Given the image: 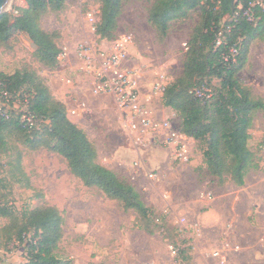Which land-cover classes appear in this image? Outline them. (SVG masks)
I'll return each instance as SVG.
<instances>
[{"label": "rangeland", "instance_id": "rangeland-1", "mask_svg": "<svg viewBox=\"0 0 264 264\" xmlns=\"http://www.w3.org/2000/svg\"><path fill=\"white\" fill-rule=\"evenodd\" d=\"M153 2L155 0H123L118 28L105 40L112 43L132 36L126 66L143 73L140 82L149 84L148 80L152 79L150 84L154 85L157 76L164 75L168 85L183 73L186 43L200 23L201 11L196 8L186 18L172 22L167 35L163 36L149 23ZM23 4L27 5L25 0H11L6 13ZM100 9L97 0H66L59 10L48 7L39 23L45 31L59 34V39L60 33L66 32L78 38L79 44L90 45L85 40L95 34V30L89 24L85 26V20L92 13L96 28ZM29 41L27 36L18 33L0 42V73L13 75L28 70L46 83L44 74L50 68L38 60L36 48L29 45ZM147 68L158 72L151 76L144 72ZM237 77L252 90L254 97L264 101V39L251 44L248 61ZM219 87V80L214 79L209 87L197 92L211 95ZM160 105L162 101L156 98L154 114L158 118L163 115L179 128V114L167 107L163 113ZM107 119L110 122L111 115ZM107 130L104 136L94 133L92 137L100 155L98 162L131 184L147 207L167 214L166 230H182V238L195 248L191 256L193 264H219L215 258H205L207 250L223 252L226 264H264V110L254 114L250 129L249 146L258 168L249 170L246 176L248 192L236 187L229 177L223 181L211 175L203 162L206 144L190 139L187 143L190 159L180 165L174 157L158 154L157 144L142 147L145 149L142 155L135 153L139 147L120 125ZM0 137V204L17 212L47 205L57 207L64 218L57 256L66 264L76 261L79 264H129L123 257L118 258L115 244L120 239L119 230H141L164 241L160 230L140 218L137 212H126L118 201L108 199L98 188L86 187L70 172L67 161L60 155L44 148L33 150L26 137L15 129L2 132ZM132 168L137 177L129 175ZM146 172L157 175V180L144 178ZM237 194L241 197L239 202H230L228 196ZM7 224L8 220L0 217V229ZM1 236L0 264L24 261V247Z\"/></svg>", "mask_w": 264, "mask_h": 264}, {"label": "trees", "instance_id": "trees-1", "mask_svg": "<svg viewBox=\"0 0 264 264\" xmlns=\"http://www.w3.org/2000/svg\"><path fill=\"white\" fill-rule=\"evenodd\" d=\"M25 1L27 7H16L0 16V42L24 34L35 46L38 60L55 69L62 53L57 45L59 34L45 31L39 22L48 7L59 10L66 0ZM97 1L101 9L95 34L107 39L118 28L123 0ZM196 8L201 18L186 43L183 73L166 86L162 105L179 114L182 134L206 144L203 162L211 175L223 181L229 177L243 187L249 170L258 168L249 146L250 129L254 114L264 110V101L254 97L237 75L248 61L251 44L264 39V0H155L149 9V23L166 36L172 22L186 18ZM248 9L252 20L244 16ZM220 33L222 41L218 44ZM231 49L237 50L236 57L226 60ZM214 79L220 82L216 93L209 97L196 94ZM0 80L13 97L27 98L28 110L37 119L33 131L23 129L16 117L1 121L0 134L15 129L33 150L44 148L63 157L70 172L86 187L98 188L126 212H137L160 230L165 243L180 245L177 264H193L190 248L183 246L186 241L180 240L176 230H166V216L147 207L131 184L98 162L97 150L87 134L68 118L65 105L53 97L38 75L22 70L13 75L0 73ZM0 217L8 220L0 229V238L3 235L9 242H18L26 251L20 264H66L57 256L64 224L57 207L47 205L17 212L0 204Z\"/></svg>", "mask_w": 264, "mask_h": 264}, {"label": "built area", "instance_id": "built-area-1", "mask_svg": "<svg viewBox=\"0 0 264 264\" xmlns=\"http://www.w3.org/2000/svg\"><path fill=\"white\" fill-rule=\"evenodd\" d=\"M17 14L18 12L15 11ZM244 16L252 20L251 9H248ZM87 20L95 30V17L92 13L87 15ZM221 35L218 44L221 43ZM133 37L128 35L116 39L111 44L98 48L94 45L80 44L77 48L78 57L82 63L81 71L89 74L93 78V93L95 95H111L115 98L120 110V118L123 121L125 132L130 137L132 143L138 147H146L154 142L165 145L171 150L172 157L180 165L189 161L187 143L188 138L180 132L178 127L169 120L158 118L150 106V98L142 97L140 75L137 69H130L126 66L128 62V50L131 46ZM237 50L231 49L230 55L235 58ZM64 59L60 54L58 60ZM167 86L166 77L158 75L153 85V96H162ZM198 96H204L202 92H196ZM209 97V95H208ZM27 98L22 100L20 97H13L5 83L0 80V122L10 121L18 118L23 129L33 131L37 127L36 116L28 110ZM75 113V112H73ZM150 138V139H147ZM150 180L156 181L157 175L144 174ZM166 218L167 214L162 212ZM159 223L160 220L157 219ZM182 230H176L180 240L186 241L184 247L190 248L192 255L193 248L190 241L182 238ZM171 254L177 257L181 246L166 243ZM211 257L219 261V264H226L227 257L223 252L215 251ZM175 264H177L175 262Z\"/></svg>", "mask_w": 264, "mask_h": 264}, {"label": "crops", "instance_id": "crops-1", "mask_svg": "<svg viewBox=\"0 0 264 264\" xmlns=\"http://www.w3.org/2000/svg\"><path fill=\"white\" fill-rule=\"evenodd\" d=\"M21 7L25 8L27 5L23 4ZM88 24L89 22L86 17L85 26L90 25ZM60 35L61 39L57 41V45L61 49V54L64 55V59L59 60L57 68L48 69L44 74L46 78V85L50 89L53 97L65 105L68 118L87 134L91 142L94 133L99 135H101L100 133H103L102 136H104L107 134V128L111 126L118 127L120 125L122 130L125 131L123 121L120 118V110L117 106L115 98L111 95H95L92 91V76L81 71L82 63L78 57L77 50L80 45L79 43L81 42L78 41V38L71 36L66 32H61ZM22 36L26 37L24 34H22ZM85 41L98 48L111 44V42L105 39H100L94 33H92L91 36L89 35V38ZM28 44L34 47L30 41ZM134 61L136 62V60ZM144 72L153 76L154 74H157L158 71L157 69L147 68ZM138 73L140 75V79H142L143 73L140 70H138ZM149 81L151 82L152 79L148 80V82ZM150 82L148 84L141 80L140 84L142 97L144 99L150 98V106L153 109L155 99L159 98L161 100L162 96H153V83L150 84ZM159 108L161 112H166V107L163 105H160ZM108 115H111L110 122L107 119ZM160 119L166 120L167 118H164L162 115V118ZM155 144L158 146V149L156 150L158 154L167 156L168 158L172 157L171 150H169L165 145L160 144V142H154L151 145ZM138 149L139 151H134L135 153L138 152L137 154H139V152L141 154L143 153V150H145L142 149V147H139ZM97 154L98 158H100L99 152H97ZM188 167H191L189 168L190 170L193 169L192 166ZM134 172V168L130 169L129 175L132 174L133 177H137ZM247 185L248 181L246 178L245 185L243 187H236L244 188L243 190L248 192L246 187ZM228 197L230 199L229 201L232 203H238V200L241 199L240 194ZM119 231L120 239L118 237V243L116 242L117 244H115L117 245L119 259L123 257L126 259L125 262L129 264H175L174 257L162 238L151 236L141 230ZM137 243H140V245ZM194 249L195 248L193 247V251ZM211 252L212 251L209 250L204 252L205 258H212ZM22 262L23 259L18 264ZM75 264H79V262L76 261Z\"/></svg>", "mask_w": 264, "mask_h": 264}, {"label": "water", "instance_id": "water-1", "mask_svg": "<svg viewBox=\"0 0 264 264\" xmlns=\"http://www.w3.org/2000/svg\"><path fill=\"white\" fill-rule=\"evenodd\" d=\"M11 0H0V16L5 14L9 8Z\"/></svg>", "mask_w": 264, "mask_h": 264}]
</instances>
